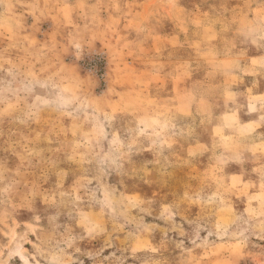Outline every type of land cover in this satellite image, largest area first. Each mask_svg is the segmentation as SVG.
<instances>
[{
    "label": "rangeland",
    "instance_id": "1",
    "mask_svg": "<svg viewBox=\"0 0 264 264\" xmlns=\"http://www.w3.org/2000/svg\"><path fill=\"white\" fill-rule=\"evenodd\" d=\"M262 24L264 0H0V264H264Z\"/></svg>",
    "mask_w": 264,
    "mask_h": 264
},
{
    "label": "clouds",
    "instance_id": "2",
    "mask_svg": "<svg viewBox=\"0 0 264 264\" xmlns=\"http://www.w3.org/2000/svg\"><path fill=\"white\" fill-rule=\"evenodd\" d=\"M246 31L249 33L250 36H254L257 34V29L255 27H252L250 29H246ZM260 31H264V24L261 25ZM74 47H75L77 52H82V46L78 42L74 43ZM71 103H72V99L65 97L62 94L60 96L56 97V99H55V105L59 109H64V108L70 106Z\"/></svg>",
    "mask_w": 264,
    "mask_h": 264
},
{
    "label": "bare ground",
    "instance_id": "3",
    "mask_svg": "<svg viewBox=\"0 0 264 264\" xmlns=\"http://www.w3.org/2000/svg\"><path fill=\"white\" fill-rule=\"evenodd\" d=\"M21 246H22V242L19 241V240H16V241L13 243L12 247L10 248V250H9V252H8V256L11 255V254H13L15 251H18V250L21 248ZM8 256H7V257H8Z\"/></svg>",
    "mask_w": 264,
    "mask_h": 264
}]
</instances>
